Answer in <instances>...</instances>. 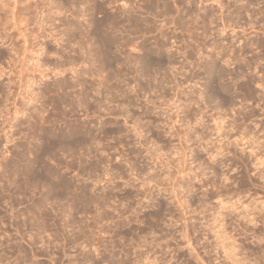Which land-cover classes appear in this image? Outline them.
Instances as JSON below:
<instances>
[{"label":"rangeland","instance_id":"374dc122","mask_svg":"<svg viewBox=\"0 0 264 264\" xmlns=\"http://www.w3.org/2000/svg\"><path fill=\"white\" fill-rule=\"evenodd\" d=\"M45 1L0 42V264H264V173L209 157L211 113L264 127V0Z\"/></svg>","mask_w":264,"mask_h":264},{"label":"bare ground","instance_id":"6f19581e","mask_svg":"<svg viewBox=\"0 0 264 264\" xmlns=\"http://www.w3.org/2000/svg\"><path fill=\"white\" fill-rule=\"evenodd\" d=\"M0 1L4 2L5 0H0ZM29 1L30 0H25V2H22V0H6L4 2V4H2L0 6V42L1 43H5V42L9 43V45H11L10 50L12 51L11 54H10L11 56L7 57L8 58V61H7L8 66L9 65H13V63L16 62L15 58L18 57L17 49H16L17 45H16V42H15V40L18 37V35H17L19 33L18 30L22 29L24 31V30H26L28 28V26L30 25L31 22H34V21L35 22H37V21L39 22L40 21L39 19H34L35 16L33 18L32 16L29 15V8L33 7L34 11H36V10L39 9L38 5L40 4L41 7H44L43 11L46 10V3L47 2L45 0L44 1L43 0L42 1L38 0L39 2L36 5H33V6H31ZM41 22H42V20H41ZM22 34H23V32L21 33V35ZM25 34H26V32L24 33V35ZM26 41H24V43ZM39 46H41V44ZM3 56H4L3 52H0V58H2ZM226 61H228V60H226ZM256 78H258V77H256ZM257 80L259 81L258 83H260V78H258ZM262 87L264 88V86H262ZM241 107H240L241 109H239L240 110L239 111V120L240 121L238 123H235V124L229 123V119H227V121H226V117L221 115L219 112H214V113L210 114V116H209L210 118L209 119L212 121V126H213V129H214V132L216 133L217 145L213 146L212 152L210 151L211 153H209V157L213 158L214 160L218 156H222L223 157V155H222L223 152L228 151V149H230V146L232 144H231V142H229L230 141V140H228L229 138L226 137V135L224 134L225 130H227V128L230 126V128H228V130L230 129L232 131V130H234L236 128L235 132L237 134L234 133L236 135H234L235 136L234 137L235 140L233 142L236 145V147H239V149H238L239 150V160H240L241 166L243 168H246L247 164L250 162L254 169H257L259 173L263 174L264 173V127H262L263 124H260L258 126L257 123L256 124L254 123L253 126H252L253 130H249L247 128V124L249 122L247 123L246 121L248 119V116L252 114L251 113L252 111L249 110V109H245V106H241ZM199 113H200V111H199ZM194 114H195V112H194ZM229 144H230V146H229ZM29 163H31V162L29 161L26 164V167L28 168V172H29ZM224 165L227 166L226 162H225ZM222 178L224 180L227 179L226 175H224V176L222 175ZM44 179H46V177ZM222 193H225V192H222ZM220 194H221V192H220ZM221 196L222 195H219L220 198L217 196V199L220 200L219 204H218L219 207L223 208L224 205H225L224 204L225 202L223 201V198H221ZM220 211H221V209H220ZM214 214H215L214 216L211 215L212 216V222L215 223V221H216L215 224L212 223V225H211V227H212L211 229H213V232L215 233V235H214L215 237L214 238L216 239V238H223L225 236H228V231L225 230L224 224H223V217L224 216L222 214V211L219 212V210H218ZM229 234H230V232H229ZM255 234H257V233H255ZM231 236H233V235H231ZM262 236H263L262 234L259 235V238L261 239ZM257 237H258V235H257ZM216 241H218V240H216ZM257 241H254V242H257ZM257 246H258L257 248H260V246H262V245H261V243H258ZM142 256H140V257H142ZM260 256H262V255H260ZM143 258H141V259H143L144 261H147L149 264H152V263H150L152 260L150 261V257L149 256L148 257H144L143 256ZM154 258H156V257L154 256ZM139 260H140V258H139ZM202 264H205V261L202 260Z\"/></svg>","mask_w":264,"mask_h":264}]
</instances>
